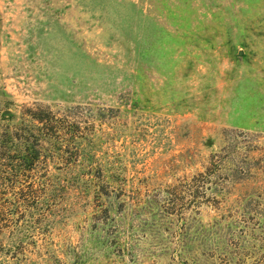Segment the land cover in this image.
<instances>
[{
	"label": "rangeland",
	"instance_id": "1",
	"mask_svg": "<svg viewBox=\"0 0 264 264\" xmlns=\"http://www.w3.org/2000/svg\"><path fill=\"white\" fill-rule=\"evenodd\" d=\"M35 105L98 168L51 164L0 264H264V0H0V125Z\"/></svg>",
	"mask_w": 264,
	"mask_h": 264
},
{
	"label": "trees",
	"instance_id": "2",
	"mask_svg": "<svg viewBox=\"0 0 264 264\" xmlns=\"http://www.w3.org/2000/svg\"><path fill=\"white\" fill-rule=\"evenodd\" d=\"M77 108L58 114L48 105L27 106L18 123L0 125V233L42 202L51 164L84 166L85 173L98 168L95 160L87 166L78 161L77 142L84 132L68 119Z\"/></svg>",
	"mask_w": 264,
	"mask_h": 264
}]
</instances>
